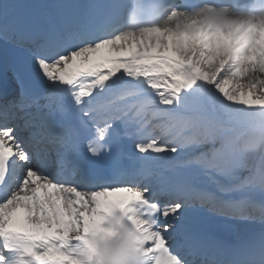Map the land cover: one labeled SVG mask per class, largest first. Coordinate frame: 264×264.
I'll use <instances>...</instances> for the list:
<instances>
[{
    "label": "snow or ice",
    "instance_id": "obj_1",
    "mask_svg": "<svg viewBox=\"0 0 264 264\" xmlns=\"http://www.w3.org/2000/svg\"><path fill=\"white\" fill-rule=\"evenodd\" d=\"M0 264H264V0H0Z\"/></svg>",
    "mask_w": 264,
    "mask_h": 264
}]
</instances>
